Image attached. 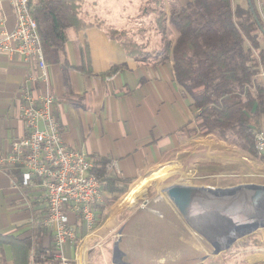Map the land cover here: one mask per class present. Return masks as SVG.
Returning a JSON list of instances; mask_svg holds the SVG:
<instances>
[{
  "label": "crops",
  "instance_id": "0c3cea01",
  "mask_svg": "<svg viewBox=\"0 0 264 264\" xmlns=\"http://www.w3.org/2000/svg\"><path fill=\"white\" fill-rule=\"evenodd\" d=\"M125 1L131 4L137 0ZM189 1L177 2L186 5ZM164 3L166 6L167 1ZM1 9L6 27L11 30L15 22L12 8L4 1ZM135 9L131 8L134 13ZM82 18L91 25L68 30L63 56L58 62L47 63L56 98L53 111L62 128L63 141L69 148L84 152L94 164L99 160L115 162V167L106 172L120 183L129 182L131 187L158 180L165 166L155 170L157 166L180 153L187 140L197 142L201 138L195 125L193 100L176 82L171 61L145 63L126 55L120 43L107 33V28L119 30L124 24H118L113 17L106 18L98 2L93 10L86 9ZM36 73L34 58L0 55V157L13 140L26 135L18 104L28 76ZM34 84L35 89H43ZM19 181L16 170L0 165V236L12 242L29 241L30 247L23 251L17 243L3 244L0 264H23L25 255L27 264H60L46 259L53 250L52 233L32 223L44 211L42 193L37 188L17 190L14 184ZM134 192L133 189L127 196L128 200H132ZM113 196L104 191L92 230L68 213L75 240L66 245L64 256L71 264H96L98 258L104 262L108 255V262L113 264L115 241L111 246L107 243L113 221L120 214L115 213V205L122 198L114 200ZM76 245L83 252L81 262L75 259Z\"/></svg>",
  "mask_w": 264,
  "mask_h": 264
},
{
  "label": "trees",
  "instance_id": "16d2710c",
  "mask_svg": "<svg viewBox=\"0 0 264 264\" xmlns=\"http://www.w3.org/2000/svg\"><path fill=\"white\" fill-rule=\"evenodd\" d=\"M81 1L30 0L47 63L63 56L68 30L91 25L82 18ZM147 1L161 6L156 22L160 40L153 50L134 42L124 30L107 28L109 36L138 62L171 61L176 82L193 100L201 135L255 156L254 136L264 130V77L260 78L264 76V20L256 1L190 0L180 5L169 0L166 6L163 0ZM166 23L176 33L174 40L167 36ZM106 164L96 161L91 171L115 199L126 192L129 182L108 176ZM8 239L0 236V247L6 243H17L23 251L30 247L29 241ZM49 256L46 259H53Z\"/></svg>",
  "mask_w": 264,
  "mask_h": 264
},
{
  "label": "rangeland",
  "instance_id": "374dc122",
  "mask_svg": "<svg viewBox=\"0 0 264 264\" xmlns=\"http://www.w3.org/2000/svg\"><path fill=\"white\" fill-rule=\"evenodd\" d=\"M255 1L264 20L262 4L264 1ZM97 2L98 8L106 18L113 17L118 24H124L119 30H124L134 42L146 45V50H153L158 45L160 34L156 22L160 5L149 3L147 0L132 1L131 4L125 0H83L81 15L85 14L86 9L93 10V5ZM130 7H136L135 13ZM166 24L167 36L173 39L175 31L168 23ZM261 47L264 48L263 40ZM262 123L264 124V117ZM195 125L197 126L196 123ZM200 136L197 142L192 138L184 142L180 153L155 168L157 170L165 166L158 180L144 185L134 184L131 187L128 185L126 192L118 195L122 198L115 205V213L120 214L113 219L114 226L108 236L110 240L108 239L107 245L111 246L120 234L119 248L125 254L123 257L125 262L264 264V229L237 241L227 251L213 255L211 243L190 228L163 195L162 190L170 185L212 188H230L246 184L264 185V162L257 154L249 155L232 145L218 141L211 135L206 137L200 133ZM133 189L135 194L132 200H128L127 196ZM82 254L83 252L81 260ZM108 259L109 255L104 262L102 258H98L96 264H111Z\"/></svg>",
  "mask_w": 264,
  "mask_h": 264
},
{
  "label": "built area",
  "instance_id": "2783aa9c",
  "mask_svg": "<svg viewBox=\"0 0 264 264\" xmlns=\"http://www.w3.org/2000/svg\"><path fill=\"white\" fill-rule=\"evenodd\" d=\"M10 4L15 22L11 30L1 9ZM50 1V0H47ZM0 55L24 60L34 58L35 76L27 78L18 104L19 118L25 123L26 135L12 141L7 153L0 157V165L20 174L19 190L39 189L45 202L44 211L32 219L35 227L49 230L53 235L51 257L60 264H71L64 256L66 245L75 240L68 213L74 214L88 230L95 225L97 206L103 199L101 179L92 173L94 162L84 152L69 148L63 141V131L53 107L52 92L38 24L32 14L30 0H0ZM263 74L260 78L263 79ZM34 83L43 89H35ZM254 150L264 162V130L254 136ZM115 162L105 165L106 171ZM81 247L76 245V261Z\"/></svg>",
  "mask_w": 264,
  "mask_h": 264
},
{
  "label": "water",
  "instance_id": "95a60500",
  "mask_svg": "<svg viewBox=\"0 0 264 264\" xmlns=\"http://www.w3.org/2000/svg\"><path fill=\"white\" fill-rule=\"evenodd\" d=\"M163 195L185 223L213 246V255L264 229V185L246 184L230 188L170 185ZM113 243L111 262L129 264ZM219 241V242H218Z\"/></svg>",
  "mask_w": 264,
  "mask_h": 264
}]
</instances>
